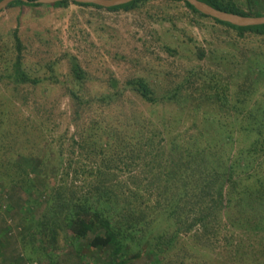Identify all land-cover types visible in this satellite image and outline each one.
<instances>
[{"label":"trees","instance_id":"trees-1","mask_svg":"<svg viewBox=\"0 0 264 264\" xmlns=\"http://www.w3.org/2000/svg\"><path fill=\"white\" fill-rule=\"evenodd\" d=\"M153 1L132 0L106 9L142 10ZM203 1L242 15H264V0ZM177 2L187 16L210 17L242 38H264V23L233 24L189 1L165 0L169 10L154 19L173 20L170 15L177 13L171 8ZM71 3L104 8L70 0L51 4ZM41 4L15 0L9 6ZM95 30L100 39L107 38L101 28ZM19 31H11V48L0 38V207L9 200L4 191L10 190L29 201L26 208L42 212L33 229L23 227L39 255L26 250L14 258L17 264H60L61 239L82 264L88 256L93 262L88 264H264V102L245 113L247 96L261 88L254 79H241L243 67L220 62L218 69L193 65L185 73H173L142 55L137 65L152 68L140 67L123 82L112 72L98 80L69 51L44 63L35 54L28 56ZM167 36L171 42L163 47L175 57L179 49L172 43L178 38L171 32ZM12 52L15 58L10 59ZM219 52L227 57L231 50L224 46ZM205 56L200 47V59ZM259 60L254 68L262 71L263 53ZM37 87L38 96L60 88L68 97L75 126L72 143L85 149L92 164L79 169L67 154L61 163L51 160L48 128L33 119L46 109L38 96L31 98ZM23 152L31 156L29 162ZM70 174L82 178L69 181ZM14 207L11 202L7 210ZM102 252L103 257H95Z\"/></svg>","mask_w":264,"mask_h":264},{"label":"rangeland","instance_id":"rangeland-1","mask_svg":"<svg viewBox=\"0 0 264 264\" xmlns=\"http://www.w3.org/2000/svg\"><path fill=\"white\" fill-rule=\"evenodd\" d=\"M243 1L240 0L244 3ZM164 2L165 0H155L145 9L129 12L108 10L107 7L78 6L75 3H71L68 7H55L51 3H42L39 6H8L0 11V38L9 48L15 46L11 31L18 27L27 45V51L29 50L28 56L29 53L35 54V59H40L44 63L48 57L54 58L69 51L78 55L82 63L92 70L97 78L105 77V74L112 72L121 82L138 72L140 67L141 70L152 68V65L146 66L143 63L145 61L140 62L143 63L142 66L137 65L136 59L142 55L150 56L155 64L161 62L166 64L174 70L173 73H185L193 65L218 69L220 62H230L231 64L226 66L244 68L239 72L241 79H252V81L254 79L257 81V87L261 88L247 96L249 105L245 113L247 114L250 108L260 102H264V68L262 71L254 68L257 63L262 62L259 59L260 54H264V38L253 36L242 38L233 29L217 23L210 17L187 16L184 13L183 3L178 2L172 4L171 11L177 13L173 17L170 15L173 20L154 19V17L158 18L157 14L161 15L168 9ZM98 27L106 34L105 40L97 36L95 29ZM169 32L178 38L177 44L172 43V46H178L179 49L178 55L175 56L177 61L174 63L175 57L163 47L165 41H170L167 38ZM224 46H229L231 50L227 57L219 52ZM200 47L206 51L203 59L199 57ZM252 49L256 52L253 53ZM8 58H15V52H12ZM251 65L252 68H248ZM66 68L64 64L62 70ZM247 71L255 75H250ZM223 75L225 79L229 77L227 73ZM60 78L63 80L64 76ZM55 90L48 96L42 94L38 96V87L34 94L32 92L31 98L38 96L37 99L44 103L41 108L46 106V109H42L40 114L33 116V119L38 124L44 122V128H48V137L45 138H48L52 144L51 160L56 158L61 163L67 154L75 167L82 169L83 166L92 164L93 160L83 155L85 149L81 145L72 143L76 140H72L75 126L72 125L69 116V99L63 95L62 89ZM230 97L232 100L237 98L236 90H230ZM253 110L255 113L261 112V110ZM225 114L227 112L220 113L222 117ZM35 135L38 136V140L40 137L43 138L38 133ZM61 139L65 140L63 145ZM48 153L49 150L47 156ZM21 155H26L25 159L28 162L31 159L28 153L23 152ZM80 178H82L80 174L66 175L69 181L72 179L79 181ZM4 192L9 200L6 203L2 202V205L8 206L13 202L15 207L10 211L7 210L6 205L0 207V264H17L14 258L22 257L26 250L30 254L39 255L32 246L37 244L30 240L31 236L27 235L29 233L25 232L23 227L25 225L28 229H33L42 211L41 208H26L29 201L23 196L13 194L10 190ZM2 195L0 192V199ZM20 230L23 233L19 232ZM24 245L28 248L25 249ZM60 246L61 256L58 258L60 264H82L79 262V256L65 243V240H60ZM84 247L86 248L85 245ZM85 253L92 254L89 249L85 250ZM99 255L103 257L104 252L97 253L95 257ZM88 263H93L89 256L86 257L85 264ZM135 264H144V260H139Z\"/></svg>","mask_w":264,"mask_h":264},{"label":"water","instance_id":"water-1","mask_svg":"<svg viewBox=\"0 0 264 264\" xmlns=\"http://www.w3.org/2000/svg\"><path fill=\"white\" fill-rule=\"evenodd\" d=\"M13 1L15 0H1L0 1V11L7 8L9 4ZM23 1H29V0H23ZM34 1L40 2V3H54L59 0H34ZM70 1L95 3L97 5H101L103 7L108 8L111 6L121 5V4L130 2L132 0H70ZM183 1H189L198 10H200L201 12L211 17L224 20V21H229L233 24L246 26V25H255V24L264 23V15L253 16V15H242V14H238L234 12H229L226 10L218 9L203 0H183Z\"/></svg>","mask_w":264,"mask_h":264},{"label":"built area","instance_id":"built-area-1","mask_svg":"<svg viewBox=\"0 0 264 264\" xmlns=\"http://www.w3.org/2000/svg\"><path fill=\"white\" fill-rule=\"evenodd\" d=\"M32 264H43V263H41L39 261H34V263H32Z\"/></svg>","mask_w":264,"mask_h":264}]
</instances>
